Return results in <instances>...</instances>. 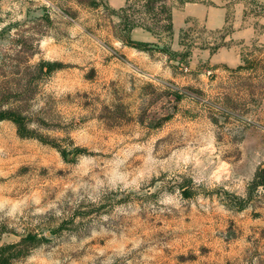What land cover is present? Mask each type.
<instances>
[{"label": "rangeland", "instance_id": "1", "mask_svg": "<svg viewBox=\"0 0 264 264\" xmlns=\"http://www.w3.org/2000/svg\"><path fill=\"white\" fill-rule=\"evenodd\" d=\"M169 3L202 11L140 51L108 0H0V109L34 134L0 123L17 264H264V0Z\"/></svg>", "mask_w": 264, "mask_h": 264}, {"label": "trees", "instance_id": "2", "mask_svg": "<svg viewBox=\"0 0 264 264\" xmlns=\"http://www.w3.org/2000/svg\"><path fill=\"white\" fill-rule=\"evenodd\" d=\"M95 1V0H94ZM176 4L182 6L188 3H196L198 0H175ZM170 0H137L132 2L128 0L124 7L119 11H115L120 19L118 28L123 33L121 39L125 46L138 49L140 51H150L157 44L135 40L132 38V33L135 29H142L147 33L160 37V32H165L170 36L175 33L173 22V5H170ZM96 3V2H93ZM96 6H99L96 4ZM63 66L59 62L44 61L40 63V70H46L47 74H51ZM10 120L18 128L19 135L23 138L34 137L28 128L27 117L22 113L0 109V123ZM86 150L78 148L77 152L82 153ZM65 154V151H61ZM264 187V168L260 169L253 181L252 189ZM28 238L36 241L37 238L28 236L23 239L26 242ZM40 241V240H38ZM22 243L5 245L0 248V264H17L15 262L14 251L21 246ZM35 245V244H34Z\"/></svg>", "mask_w": 264, "mask_h": 264}, {"label": "crops", "instance_id": "3", "mask_svg": "<svg viewBox=\"0 0 264 264\" xmlns=\"http://www.w3.org/2000/svg\"><path fill=\"white\" fill-rule=\"evenodd\" d=\"M109 1V5H111L113 8L116 9H120L122 7L125 6L126 2L128 0H108ZM186 5H192V3H188ZM184 7V6H183ZM197 9H199V11L202 8H193L190 10V12H187L185 14V20H181L183 18L180 17V15L176 14V11H173V22H174V30H181V28L185 25H187V20L189 19V17L196 15L195 11H197ZM202 11V10H201ZM214 15H211V11H209V15L207 19V24L213 28H221L223 27L224 23H225V13H223L222 11L217 13V12H213ZM138 31V29H135L133 32Z\"/></svg>", "mask_w": 264, "mask_h": 264}]
</instances>
